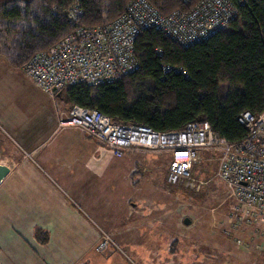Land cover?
Returning a JSON list of instances; mask_svg holds the SVG:
<instances>
[{
  "label": "rangeland",
  "instance_id": "1",
  "mask_svg": "<svg viewBox=\"0 0 264 264\" xmlns=\"http://www.w3.org/2000/svg\"><path fill=\"white\" fill-rule=\"evenodd\" d=\"M12 1L31 0H6L0 7ZM26 65L16 70L24 77ZM7 145L0 134L3 177L11 168ZM107 153L99 168L85 152L79 167L84 171L71 185L55 182L30 163L14 172L32 177L17 192L33 193V206L39 205L33 208H45L27 215L39 229L36 244L50 238L37 245L35 264H264V212L251 209L247 215L238 206L229 186L217 177L216 153L202 152L196 172L199 185L193 190L169 182L167 151ZM3 196L0 214L5 215L4 210L9 218L16 206ZM105 234L110 242L101 248ZM2 243L0 260L12 264L6 244L14 245L15 239ZM31 257L17 264H32Z\"/></svg>",
  "mask_w": 264,
  "mask_h": 264
},
{
  "label": "trees",
  "instance_id": "2",
  "mask_svg": "<svg viewBox=\"0 0 264 264\" xmlns=\"http://www.w3.org/2000/svg\"><path fill=\"white\" fill-rule=\"evenodd\" d=\"M130 1L31 0L2 5L0 58L18 70L78 30L114 22ZM150 1L162 13L185 5L179 0ZM236 3L238 19L228 30L188 47L160 32L144 31L134 43L135 72L110 84L74 85L57 97L69 108L95 110L121 125L167 133L202 121L228 143L245 140L248 130L241 117L264 113V0Z\"/></svg>",
  "mask_w": 264,
  "mask_h": 264
},
{
  "label": "built area",
  "instance_id": "3",
  "mask_svg": "<svg viewBox=\"0 0 264 264\" xmlns=\"http://www.w3.org/2000/svg\"><path fill=\"white\" fill-rule=\"evenodd\" d=\"M179 1L184 8L162 13L150 0H131L114 22L99 29H80L52 51L35 55L24 73L52 97L74 85L110 84L137 70L134 43L142 32H160L184 47L198 44L228 30L238 19L234 3L243 5L246 0ZM241 121L248 136L231 144L202 121L180 131L160 133L144 126L115 123L81 106L58 114L59 128H80L116 156L127 149L169 152L168 180L188 190L199 185L196 172L202 152L213 151L217 154V177L229 186L238 206L250 215L251 209L264 212V113L258 118L245 114ZM109 242L105 234L101 248Z\"/></svg>",
  "mask_w": 264,
  "mask_h": 264
},
{
  "label": "crops",
  "instance_id": "4",
  "mask_svg": "<svg viewBox=\"0 0 264 264\" xmlns=\"http://www.w3.org/2000/svg\"><path fill=\"white\" fill-rule=\"evenodd\" d=\"M68 109L69 106L57 95L52 97L24 77L20 71L11 69L0 59V134L7 139V150L9 154L12 153V157L7 158L11 168L0 185L2 188L0 198L4 195V201L7 200L6 202L14 203L13 205L16 206L10 211L12 216L9 218L5 216L9 213L1 210L5 215L0 214V253H2L1 243L5 242L2 243L5 245L11 237L14 238V245L6 244V248L9 249L6 254L12 264L21 263L22 257L28 259L30 256H32V264H35V261H38L36 255L40 248L37 245L43 244L42 242L36 244L34 239L37 238L36 232L39 229H36L35 224L31 220L28 221L27 217L29 213L39 212L43 206L33 208L39 206L38 204L33 206L32 198H36L33 193L17 192L22 182H27V179L32 180L29 173L25 176L14 175L19 166L26 163L33 164L36 170L50 175L55 182L71 185L72 180L80 179L84 171L79 167L85 161L83 157L85 152L92 154V160L99 168L102 155L104 157L108 155L107 147L82 129L59 128L58 114ZM9 182L14 185H8ZM17 199L24 203L22 205L31 204V206H22ZM50 227L51 225L46 229ZM55 229L59 227L55 226ZM46 233L49 234L48 231ZM3 262L2 257L0 264Z\"/></svg>",
  "mask_w": 264,
  "mask_h": 264
},
{
  "label": "water",
  "instance_id": "5",
  "mask_svg": "<svg viewBox=\"0 0 264 264\" xmlns=\"http://www.w3.org/2000/svg\"><path fill=\"white\" fill-rule=\"evenodd\" d=\"M61 95H62V93H58V96H61ZM3 180H4V177L2 175H0V185H1V183H2Z\"/></svg>",
  "mask_w": 264,
  "mask_h": 264
},
{
  "label": "bare ground",
  "instance_id": "6",
  "mask_svg": "<svg viewBox=\"0 0 264 264\" xmlns=\"http://www.w3.org/2000/svg\"><path fill=\"white\" fill-rule=\"evenodd\" d=\"M25 77H26V78H29V77H27V76H25ZM29 79H31V78H29ZM31 81L34 82L32 79H31ZM34 83H35V82H34ZM35 84H36V83H35ZM36 85H37V84H36ZM37 86H38V85H37ZM38 87H39V86H38ZM41 89H42V88H41ZM58 93H62V91H61V92H58ZM58 93L56 94L57 96H58ZM56 95H55V96H56ZM58 97H59V96H58Z\"/></svg>",
  "mask_w": 264,
  "mask_h": 264
}]
</instances>
